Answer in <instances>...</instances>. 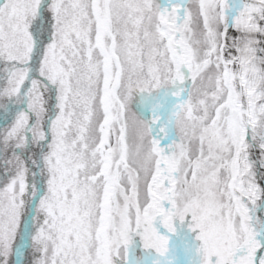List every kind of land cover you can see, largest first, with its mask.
<instances>
[{"label":"snow or ice","instance_id":"6c2138e0","mask_svg":"<svg viewBox=\"0 0 264 264\" xmlns=\"http://www.w3.org/2000/svg\"><path fill=\"white\" fill-rule=\"evenodd\" d=\"M0 264H264V0H0Z\"/></svg>","mask_w":264,"mask_h":264}]
</instances>
